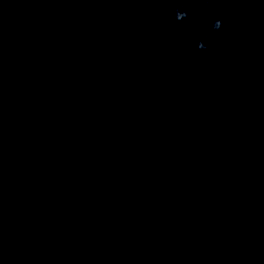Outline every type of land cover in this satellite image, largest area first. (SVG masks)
Instances as JSON below:
<instances>
[{
    "label": "water",
    "instance_id": "obj_1",
    "mask_svg": "<svg viewBox=\"0 0 264 264\" xmlns=\"http://www.w3.org/2000/svg\"><path fill=\"white\" fill-rule=\"evenodd\" d=\"M178 6L0 0V264H264V0Z\"/></svg>",
    "mask_w": 264,
    "mask_h": 264
},
{
    "label": "clouds",
    "instance_id": "obj_2",
    "mask_svg": "<svg viewBox=\"0 0 264 264\" xmlns=\"http://www.w3.org/2000/svg\"><path fill=\"white\" fill-rule=\"evenodd\" d=\"M150 2H160V3H176L180 6L176 7L173 12V20L174 22H182L189 17V13L191 11L189 5L192 3H202L204 5H209L212 3H226V2H247V0H150ZM217 13V18L213 21V23L210 25V31L205 33L203 39L199 40L196 44L195 47L191 49L187 53L188 56H193L196 53H207L209 49L208 43L205 41H210L214 36L219 37L221 36V29L223 28L224 25V20L223 18L219 15L223 9L217 8L215 9ZM193 20L199 22L200 17L199 16H193ZM232 32V28L229 26V28L223 32V36L225 39H227ZM234 41L238 40V37L233 38ZM189 42L184 41L181 47H185ZM173 56L178 55V53L173 52Z\"/></svg>",
    "mask_w": 264,
    "mask_h": 264
}]
</instances>
